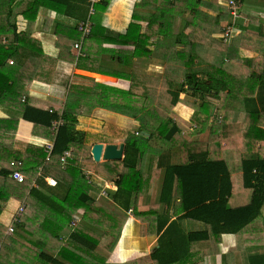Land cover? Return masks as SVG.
Returning <instances> with one entry per match:
<instances>
[{
    "label": "crops",
    "instance_id": "crops-1",
    "mask_svg": "<svg viewBox=\"0 0 264 264\" xmlns=\"http://www.w3.org/2000/svg\"><path fill=\"white\" fill-rule=\"evenodd\" d=\"M31 1L15 0L9 21L17 25V31L30 33L43 55L49 59L50 67L43 73L38 64L31 65V68L36 66V74L40 79H33L29 83L26 81L27 85L17 82L18 97L21 100L17 98L0 105V120L8 121L0 123V168L10 169L11 162L19 154L23 158L24 168L19 163L15 171L22 172L26 178L23 184L16 182L13 177V181L10 178L0 180L4 187L0 199V234L10 237L15 233L16 230L12 234L8 230L18 210L25 208L18 224L20 240L4 239L7 248L4 250L6 255H3V263L38 264L36 252H39V248L56 258L60 253L59 244L56 249H52L55 251L49 250L51 246L54 247L62 238L66 242L71 234L81 231L79 226H83L82 231L87 234L91 230L98 231L92 228L91 222H99L101 218L93 219L86 217V214L93 205L98 207L99 214L107 215L98 204L104 197V189L111 190L112 202L117 203L114 200V193L118 189L116 180L109 184L101 172L81 167L83 163L75 162L73 157L68 160L66 167L60 161L61 165L54 167L53 173L48 172L43 177L44 161H48L45 159L41 166H38L37 161L46 153V144L54 142L55 136L51 128L47 130L22 118L26 102L50 114L57 111L61 115L66 110L70 111L71 116L78 119L77 130L86 133L85 143L77 146L83 149L90 145L92 150L98 143L125 145L124 134L121 131L118 133V129L139 137L138 131L129 125L138 128L142 117H150L149 109H140V103L146 100L154 107L156 98L169 93L173 81H176L174 86L177 89L185 83V76L189 72H196L200 80H216L221 92L210 91L207 101H202L201 96L192 93L180 96V103L168 114V118L179 127L171 141H165V137L162 140L151 137L147 142L141 141L145 148H151L153 142L156 144L158 140L168 143L169 147L159 155L151 156L156 160L151 162L149 157L144 166L142 161L139 162L138 167L143 168V174L153 172L152 177H149L150 182H146L143 177L144 182L136 202L141 213L151 212L158 203L164 180L163 169L157 167L160 158L164 159V155H167V162L172 164L186 162V158L182 159L183 156L178 155L181 146L190 149L200 144L209 145L206 151L212 158L214 156L215 160L226 161L231 171L233 189L235 174L232 168L236 170L242 164V160L248 157L247 151H252L251 155L264 154V140L251 137L255 136L257 130L250 128L249 118L254 109L264 107V0H242L236 19L229 9V0H111L105 13L92 18L95 24L92 37L85 40L82 34H76L67 45L61 41L58 29L63 27V32L68 35L70 28H76L87 19L89 0L82 11L79 2L75 5L80 8L81 19L88 13L82 20L80 16L77 19L61 16L45 7L39 8L35 19L31 20V12L23 14ZM194 1L198 4L196 8L192 5ZM9 8L6 0H0V24L7 21ZM154 19L157 24H153ZM135 21L142 31L137 33L134 30L129 37L130 25ZM233 24V37L224 42V28ZM5 33L11 35L13 30L0 31L1 35ZM2 43L8 45L9 42L4 38ZM75 44H80L81 48L75 49ZM10 62L11 59L8 60ZM106 88L114 89L115 94L110 95L107 91V95ZM25 89L27 96H20ZM111 104L117 105L122 111L110 110ZM204 105L212 110V117H205L201 121L204 110L200 107ZM261 116L260 125L264 128V114ZM87 124L89 127L84 128L83 125ZM110 126L114 127V133L109 135L107 132ZM70 150L73 156L74 150ZM167 152H172L173 157ZM108 162L101 160L99 163ZM115 163L119 165L121 162ZM80 169L83 173H80ZM51 179L55 184H51ZM11 184L12 191L7 190L6 186ZM97 188L101 191L98 192ZM233 192L232 203H249L251 197L247 190L237 196L235 189ZM87 196L91 197L93 204L84 203ZM46 198L59 204L54 208L52 204L44 202ZM101 203L109 206L107 202ZM158 210L161 215H165V207ZM168 212L171 222L184 215L180 181L176 183ZM127 219L122 231L125 242L123 236L119 241L124 242L120 262H114L109 255L107 258L110 263H125L122 259L129 256L132 259L145 258L157 247V236L136 239L137 235L131 232L130 225L136 223L140 228L141 221L136 220L134 214ZM188 222L182 220L179 225ZM251 227L263 229L264 222L256 221L245 230L251 231ZM204 229L205 226L195 231ZM184 230L193 232L186 228ZM136 240L143 242V252L135 248ZM13 243L16 247L20 244V250L25 248L19 254L18 261L9 255ZM119 243L117 246L120 247ZM260 247H264L263 234L254 237L247 232L240 235L224 234L218 239L215 237L192 244L191 257L185 264H260L264 259H255L254 254L243 253L244 249L255 251V248ZM114 252L116 250L111 254ZM86 258L91 262V258ZM89 262L84 261L85 264ZM109 262L106 260L107 264ZM66 263L73 264L71 261Z\"/></svg>",
    "mask_w": 264,
    "mask_h": 264
},
{
    "label": "trees",
    "instance_id": "trees-1",
    "mask_svg": "<svg viewBox=\"0 0 264 264\" xmlns=\"http://www.w3.org/2000/svg\"><path fill=\"white\" fill-rule=\"evenodd\" d=\"M6 1L10 5V8L7 15V21L0 24V31L9 29L13 30V33L11 35L9 33H5L4 35L0 34V105L19 98L16 87L17 82L27 85L26 81L29 83L33 79H40V77L37 76L38 73L36 74V66L31 68V65L38 64L43 73H46L47 69L50 67L49 59L43 55V52L40 50L41 48L38 43L31 38L30 33L26 34L24 32L25 30L17 31V25L10 23L9 19L10 14L12 13L11 7L15 4V0ZM31 2L32 3L28 9L23 13L26 15L27 12H31L33 14L30 18L31 20L35 19V14L41 7L54 10L61 16L77 19L80 16L78 10L80 8L75 6L76 3L79 2L81 11L84 9L85 5H87V0H32ZM109 4L110 0H104L97 4L94 17L98 14L100 16V14L105 13ZM86 14L88 13H85L82 19H85L87 16ZM154 23L157 24L155 19L153 24ZM94 25L91 35L87 39L94 34ZM134 30H136V26L134 23H131L128 31L129 37H131V33ZM69 32L70 34L68 35L63 32V27H59L57 32L61 37V41L65 45L74 38L73 35L78 34L81 36L78 26L76 28H70ZM4 38L8 40V45L2 43ZM67 39L70 40L67 41ZM9 59L12 60L13 64L8 63ZM184 80L185 83L182 84L179 89H175L174 83L176 81H173L170 85L169 93H165L162 98H156V104L152 110L161 109L159 127H156L153 122L149 121V117H142L141 120H139L142 121V123H146V126H152L149 128L151 131L149 132V135L151 136L142 140L135 134H126L124 130L118 129V133L121 131L125 137L124 158L122 161H109L108 163H113L115 169L119 166H123V168L130 170V174H118L115 184L118 189L114 193V200L127 212L132 210L136 219L141 221V226L144 228L142 233L143 236L158 237L157 247L150 255L145 258L120 264H185L191 257L190 250L192 244L208 241L215 237L218 239L224 234L240 235L242 232H247L251 234V237H254L255 235L259 236L261 234L264 235V227L263 229L251 227V231L245 230L249 229L256 221H259L257 218L261 216L264 207V154L260 156L259 154L251 155L252 151H247L248 157L243 159L242 164L236 168L238 173L241 172L243 187L241 193L244 194V191L246 190L251 192L250 201L246 205H235L232 203L234 199V189L231 181V171L228 168L226 161L213 159L209 152L206 151L209 145L206 146L200 144L197 147H192L190 149L189 147L185 148L181 146L178 155H182L183 158L180 156L182 159H187L184 164H172L167 162V155H164L163 157L167 163L164 159L160 158L157 167L161 170L163 169L164 180L158 203L153 207L155 209L151 212L141 213L138 208H136V202L138 200V195L141 192L144 178L146 182H150L149 177H152L153 175V172L151 171L149 175L147 174V177H145V174H143L142 171L136 169L144 153L149 149V147L145 148V144L142 142H147L148 138L151 139V137L154 140H162V138L165 137V141L167 142L173 139L178 133L179 127L172 119L168 118V114L171 113L173 107H176L177 104L180 103V96L182 94L192 93L194 96H201L200 99L202 101H207V95L210 91L217 90L219 91V94L221 92L217 88L218 85H216V80L213 78L200 80L196 72H189L186 74ZM19 95L27 96L26 89ZM19 99L21 100V97ZM26 103L23 105L24 109L22 112V118L24 120L31 122L34 125L43 126L47 130H50L52 123L55 120L62 119L64 122L63 126L59 128L58 133L54 135L55 139L53 142L51 161H44L47 158V152L43 153L41 160L37 161L38 166H41L44 161V178L48 175V172L50 174L53 173L52 170L54 167L57 168V166L59 167L61 165L60 161L62 155L71 148L74 150L75 159L78 158V162L83 163L81 167L94 169L91 165V162H93L92 155L84 150L86 147L87 149L91 148L90 145L83 149L82 147L77 146H82L85 143L86 133L77 130L78 119L72 117L70 111L66 110L61 115L60 112L57 111L50 114L49 112L38 110ZM201 107L200 109L202 110L207 108L206 105L202 108ZM120 108L123 109L122 106H120ZM109 109L115 112L122 111L119 110L117 105L112 104ZM217 112H219V110ZM262 114H264V107L261 109H254L252 113L249 114L250 128H255L257 130L255 136L251 137L258 140H264V128L260 125ZM161 119L162 121H160ZM0 123L5 124L8 123V121L0 120ZM107 133L109 135L113 134L114 130L108 129ZM248 137H250V134ZM167 153L170 157H173L172 152ZM243 156L244 154L242 157ZM22 159V156L18 154L16 159L11 162L12 166H10V169L9 167H1L0 180H7L10 178L13 181L12 175L15 171V166L21 163V166L24 168V162ZM115 162L121 163L115 165ZM80 173H83L81 169ZM178 181L181 182L184 215L177 217L171 222V215L168 210L171 208L175 186ZM57 184L60 185L58 182ZM6 189L12 191V184L6 186ZM97 191L100 192L101 189L97 188ZM3 193L4 187L0 184V199H2L1 196ZM44 202L48 205L52 204L54 208L59 204L49 198H46ZM84 203L86 205L90 203L91 205L94 201L91 197L87 196ZM92 207L93 205H91V208ZM162 207H165V215L159 213L158 209ZM114 217L117 222L111 223L110 225H106L104 222L107 229L114 231V233H109L113 235L118 234L121 229L120 226L124 224L123 220H120L116 216ZM182 220L200 222L205 225V229L202 231L186 232L183 227L179 225V222ZM262 221L264 222V219H262ZM101 223L98 222L99 229H101ZM90 235L91 234H87L82 230L71 234L69 241V246L71 247L65 246L61 248L60 253L56 258L49 255V253L44 252L45 250L41 251L39 248V252H36L38 264H67L66 261H71L73 264H85L84 261L89 262L86 257L91 258V262L88 264H107L106 257L97 253V251L102 249L101 241H103L104 238L99 236L93 237ZM4 238V235L0 234V264H5L2 261L3 255H6L4 250L7 248ZM8 238L9 240L19 241L20 234ZM114 240L111 244H104L105 248H109L110 250ZM185 249L186 252H184ZM19 251L20 249L13 243V247L9 252V255L14 256L13 260H19V255H15ZM255 256V259H264V252ZM59 257L62 260L59 259ZM260 264H264V260Z\"/></svg>",
    "mask_w": 264,
    "mask_h": 264
},
{
    "label": "rangeland",
    "instance_id": "rangeland-1",
    "mask_svg": "<svg viewBox=\"0 0 264 264\" xmlns=\"http://www.w3.org/2000/svg\"><path fill=\"white\" fill-rule=\"evenodd\" d=\"M192 5L194 6V8H196V6L198 4H197L196 1H194L192 3ZM134 25L136 26V32L137 33H140L142 30H141V27L139 26V24L137 23V21L134 22ZM104 71L106 73H110V72H107L106 70H104ZM193 85H195V84H193ZM179 88H180V86L177 89H179ZM107 91L110 93V95H114L115 94V90L112 89V88H106V93H107ZM107 95H108V93H107ZM193 99H195V98H193ZM199 104H201V103H199ZM206 106H208V105H206ZM136 107H139V106H136ZM141 108L149 109V115H150L149 121L153 122L156 127H159L160 126V124H159V118H160L161 109H156V110L154 109V110L150 111V108L152 109L153 106H151V104L148 101H146V100H144L142 103H140V109ZM142 114L145 115L144 112ZM201 117H202L201 118V121H204L205 117H212V110L209 109L208 107L205 108L204 109V113H203V115ZM125 120L132 121L130 119H125ZM97 121L99 122V120H97ZM160 121H162V119ZM98 125L100 126V124H98ZM83 126H84V128H88L89 127L88 124L87 125H83ZM129 126L132 129L138 131L137 133L139 134V139H146L149 136V132H151L149 128L152 127V126H146V124L145 123H142V122L141 123L139 122V127L138 128H134V126H131V125H129ZM108 129L109 130H113L114 127L113 126H110V127H108ZM152 145L153 146L151 148H149L144 153V155H143V157L141 159V161L143 163V166H144V164L146 162H148L149 157H151L153 155H156V154L159 155V153L164 152V151H166L169 148L168 147V143L161 142V140H158V142L156 144L153 142ZM84 150L88 151L89 154H91V148H88L87 149V147H86ZM73 158H75V155H73ZM77 159L78 158H76V161L75 162L78 161ZM213 159H214V156H213ZM154 160H156V158L153 159L151 157V162L154 161ZM141 161H140V163H141ZM91 165H92V167L94 169H97L99 172H101L103 174V177L107 179V182L109 184H112L111 182H113V181H115L117 179L119 173H122V174H130V170H127V169L123 168V166H119L117 169H115L113 167L114 166L113 163H96L93 160V162H91ZM66 166L67 165H65V167ZM139 167H138V170H140V171L143 172V168L140 169ZM232 171L235 174V177H234V189H235V196H237L239 193H241V191H243V187H242V177H241V172L238 173L237 170H234L233 168H232ZM145 177H147V174L145 175ZM244 192H246V191H244ZM248 193H249V196H251V192L248 191ZM107 194H108V197H102L100 199L101 201H98V204L103 207V210L107 213V215H104V214L101 215V214H99V212H97V208L98 207H94V206L89 210V213L86 214V217H90V218H93V219H98L100 217L101 220L99 222L100 223L102 222L101 224L103 225V228H102V225H100L101 229L98 228V226H99L98 222H91L92 228H96V229H98V231L91 230V232H88V233L91 234V236H93V237L99 236V237L104 238V240L101 241L102 249L99 248L101 250L100 251H97L98 254H100L101 256L103 255L106 258H107V256L110 255L111 256L110 258L114 262H120L121 253H122V251H124L122 244H124V242H125V237L122 235V233H123L122 231L124 229L123 227L127 223V220H128L127 218L129 216L128 215L129 212L126 213L127 211L121 205H119L118 203H113L112 202L111 190L110 189H107ZM103 201L104 202H107L109 206L101 203ZM138 209H139V207H138ZM133 214L134 213L132 212L131 215H133ZM114 216H116L120 220H123L124 221V224L122 226H120V228H121L120 229V232L118 234H114L113 235V234H109V233H114V231H111V230L107 229L105 227V225H104V222L106 223V225H110L111 223L117 222ZM262 219H264V207L262 209L261 216L259 218H257V220L262 221ZM136 220H138V219H136ZM204 226H205L204 224L199 223V222H196V221H189L188 223H183V225H182L183 229L186 228L187 231L199 230V229H202ZM14 228L16 230V233L15 234H12V236H10V238L13 237V236H16V235H19L20 234V227L18 225H15ZM79 228L81 230H84L83 229V226H79ZM143 229L144 228L141 225H140V228H139L136 223H132L130 225L131 232L133 234H135V236L137 235L136 236V239H139V237L140 238L141 237H145V236L142 235ZM122 236H123L124 242L119 243V241H120V239H121ZM4 237H5L4 239H7V241L9 240V238L6 237L5 235H4ZM114 238H115V240H114ZM113 240H114V242H113V245H112L111 249L110 250H109V248L106 249L104 244H107V243L111 244V242ZM130 240H132V239H130ZM69 241H70V239L67 238V241L66 242H63V238H62L59 241V243L57 242L54 247L51 246V248L49 250L55 251V250H52V249H56V247H58V244H59V248L60 249L62 247H65V246H69ZM136 241H138V242L135 243V248H137V250H140L141 252H143L144 251V244H143V242L141 240H136ZM117 243H119L121 246L120 247L117 246L118 245ZM237 243H239V242L237 241ZM19 246H20V244H19ZM19 246H17V247L19 248ZM69 247H71V246H69ZM116 247H117V249H116ZM59 248H57V249H59ZM23 249H25V248H23ZM22 250H20L19 252H17L15 255H19ZM40 250H42V248ZM46 250H48V249H46ZM115 250H116V252H114V254L112 255L111 253L113 251H115ZM263 251H264V247H260V248H255V251L249 250V249H244L243 250V253L245 255H250V253L252 255L253 254L257 255V254L262 253ZM126 252H128V251H126ZM132 252H134V251H132ZM122 256H124V255H122ZM129 257L130 258H126V259H122V260H124L125 262H128L130 260L132 261L133 259H134L133 261L138 260V259H141V258H138V259L133 258L132 259L131 256H129ZM59 259H61V258L59 257ZM107 261L109 262V259L108 258H107ZM108 264H116V263H113V262L110 263L109 262Z\"/></svg>",
    "mask_w": 264,
    "mask_h": 264
},
{
    "label": "built area",
    "instance_id": "built-area-1",
    "mask_svg": "<svg viewBox=\"0 0 264 264\" xmlns=\"http://www.w3.org/2000/svg\"><path fill=\"white\" fill-rule=\"evenodd\" d=\"M102 1H104V0H89V15H88V18L85 19L84 21H82L81 23H79V25H78V30L82 34L83 39H87L91 35L92 29H93L92 18L96 14V5L99 4ZM228 6H229V9L231 11L232 16L236 19L239 16V11H240V9L242 7V0H229ZM233 34H234V24L226 26L224 28V30H223V40H224V42L230 41L232 39V37H233ZM5 41L6 40H4V42ZM74 47H75V49L79 50L81 48V45L80 44H75ZM10 64H13V62H10ZM63 124H64V122H63L62 119L55 120L52 123L51 131H52L53 135H56L58 133L59 128L61 126H63ZM52 151H53V143H47L46 144V152H47V159L46 160L48 162L51 161ZM72 153H73L72 150H69V151H66L62 155L61 163H62L63 167H65V165L67 164L68 160L73 157ZM12 177H13V179L16 182H18L20 184H23L26 181L25 176L18 170L13 172ZM50 182H51V184H55V181L52 180V179L50 180ZM102 196L108 197L107 189L103 190ZM24 211H25V208L21 207L18 210L16 216L13 218V222H12V224H11L9 230H8V232L10 234H12L15 231L14 227H15V225H17L20 222L21 217L24 214ZM131 214H132V210L129 211V215H131Z\"/></svg>",
    "mask_w": 264,
    "mask_h": 264
},
{
    "label": "water",
    "instance_id": "water-1",
    "mask_svg": "<svg viewBox=\"0 0 264 264\" xmlns=\"http://www.w3.org/2000/svg\"><path fill=\"white\" fill-rule=\"evenodd\" d=\"M125 145L117 146L115 144L104 145L95 144L91 150V155L96 163L105 161H120L123 159Z\"/></svg>",
    "mask_w": 264,
    "mask_h": 264
}]
</instances>
